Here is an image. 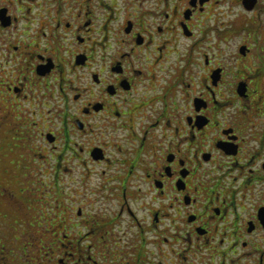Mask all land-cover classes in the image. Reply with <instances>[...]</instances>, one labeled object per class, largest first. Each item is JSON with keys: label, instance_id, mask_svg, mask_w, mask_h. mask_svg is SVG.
Here are the masks:
<instances>
[{"label": "flooded vegetation", "instance_id": "af4514ba", "mask_svg": "<svg viewBox=\"0 0 264 264\" xmlns=\"http://www.w3.org/2000/svg\"><path fill=\"white\" fill-rule=\"evenodd\" d=\"M0 113L49 264H264V0H0Z\"/></svg>", "mask_w": 264, "mask_h": 264}, {"label": "rangeland", "instance_id": "374dc122", "mask_svg": "<svg viewBox=\"0 0 264 264\" xmlns=\"http://www.w3.org/2000/svg\"><path fill=\"white\" fill-rule=\"evenodd\" d=\"M15 121L17 122V120ZM22 123L28 122L22 120ZM33 135L35 136L36 133ZM34 153H38L37 150ZM13 157L14 154L11 155V159ZM7 166L18 172L17 176L20 174V177L16 181V177L10 180L6 175L4 176L0 184L3 198L17 190L15 183L20 185L24 191L20 192V196L16 192L11 194L21 202L20 207L14 206V204L17 206V202L9 201L11 197L8 198L6 204L0 202V264H49L46 252L49 255L53 248L43 246L50 239L49 235L53 229L52 211L50 212L51 207L48 206L51 197L49 190L51 184L47 180V170L43 171V176H39L38 174L34 175L35 171L29 169L28 172L32 175L23 179L16 163ZM9 174L14 176L12 172ZM21 179L24 182L21 183ZM30 181L33 184L26 183ZM31 187L33 189L29 190ZM30 196L33 198V203L35 200V210L32 209V200H28Z\"/></svg>", "mask_w": 264, "mask_h": 264}, {"label": "trees", "instance_id": "16d2710c", "mask_svg": "<svg viewBox=\"0 0 264 264\" xmlns=\"http://www.w3.org/2000/svg\"><path fill=\"white\" fill-rule=\"evenodd\" d=\"M0 200H3V194L2 191H0ZM2 202V201H1Z\"/></svg>", "mask_w": 264, "mask_h": 264}]
</instances>
